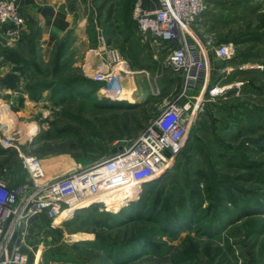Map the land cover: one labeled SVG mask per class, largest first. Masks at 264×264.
<instances>
[{
	"label": "rangeland",
	"instance_id": "374dc122",
	"mask_svg": "<svg viewBox=\"0 0 264 264\" xmlns=\"http://www.w3.org/2000/svg\"><path fill=\"white\" fill-rule=\"evenodd\" d=\"M67 1L79 20L48 48L25 12L14 40L0 25V109L13 144L0 143V182L29 184L23 155L55 178L115 156L173 101L197 109L181 155L139 193L108 198L110 211L67 208L19 231L30 263L264 264V0L208 1L195 34L235 53L210 51L206 87L185 92L166 50L140 36L139 0ZM111 51L135 68L122 82L131 98L97 95L104 82L94 75L107 69L87 59Z\"/></svg>",
	"mask_w": 264,
	"mask_h": 264
},
{
	"label": "built area",
	"instance_id": "2783aa9c",
	"mask_svg": "<svg viewBox=\"0 0 264 264\" xmlns=\"http://www.w3.org/2000/svg\"><path fill=\"white\" fill-rule=\"evenodd\" d=\"M208 1L159 0L156 8L148 9L143 0H139L133 7L132 18L140 36L166 50L165 65L183 76L184 92L201 84L206 87L210 51L214 50L222 59H229L235 53L233 45L203 41L195 34L193 24L203 15ZM22 21L17 0H0V25L5 27L6 36L13 40L19 37ZM104 62L107 72L94 75L96 81L104 82L97 95L118 99L123 79L135 72L115 51H111ZM217 91L212 88V95ZM196 109L197 106L192 108L190 100L169 103L135 140L122 147L115 156L63 177H46L38 158L23 155L29 184L10 187L0 182V264H31L22 249L18 232L33 219L43 216L56 220L72 203L85 199H98L95 204L110 211L112 208L102 201V197L113 198L115 192L133 181L145 185L164 175L185 147ZM3 113L0 109V143L11 147V138L2 123Z\"/></svg>",
	"mask_w": 264,
	"mask_h": 264
},
{
	"label": "crops",
	"instance_id": "0c3cea01",
	"mask_svg": "<svg viewBox=\"0 0 264 264\" xmlns=\"http://www.w3.org/2000/svg\"><path fill=\"white\" fill-rule=\"evenodd\" d=\"M18 1L21 13L25 12L29 19H39L38 23L40 28L41 43L45 48H48L55 41L59 40V38H61L67 30L75 29L76 23L79 20V16L75 14L72 4L67 0ZM157 6L158 4L154 7L146 8L153 9ZM81 43V41L73 42L74 46L80 45ZM89 55L91 54L89 53L88 56ZM87 61L91 69H95L96 67L107 68L106 64H104L103 66L101 65V62H104V60H100L97 57L89 56V59H87ZM134 72L136 73V71Z\"/></svg>",
	"mask_w": 264,
	"mask_h": 264
},
{
	"label": "bare ground",
	"instance_id": "6f19581e",
	"mask_svg": "<svg viewBox=\"0 0 264 264\" xmlns=\"http://www.w3.org/2000/svg\"><path fill=\"white\" fill-rule=\"evenodd\" d=\"M101 65L103 66L104 64L101 63ZM217 89H220V88H217ZM132 90L133 89H130V88L127 87V85L123 84L122 93L120 94V96L121 97L131 98L132 97ZM69 173H71V172H68V174ZM63 176H65V175L57 176L55 178H59V177H63ZM138 188H139V190H137ZM141 189H142V184L133 181V182L129 183V185L125 186V188L115 192L114 194H117V193L136 194V193H139L141 191ZM102 198H103L102 200L105 201L108 198H110V196L102 197ZM98 201H99L98 199H85V200L76 201V202L72 203L71 205H76V206H80V207H86V206L92 205L93 203L98 202ZM62 215L57 217V219L60 218Z\"/></svg>",
	"mask_w": 264,
	"mask_h": 264
},
{
	"label": "trees",
	"instance_id": "16d2710c",
	"mask_svg": "<svg viewBox=\"0 0 264 264\" xmlns=\"http://www.w3.org/2000/svg\"><path fill=\"white\" fill-rule=\"evenodd\" d=\"M144 185H142V187H143ZM102 201H104V200H102ZM99 202V201H98ZM95 203H97V202H95ZM95 203H93V204H95ZM90 206H92V205H89V206H86V207H80V206H76V205H70L69 207H68V209L71 211V212H73L74 213V211L75 210H78V209H84V208H87V207H90ZM73 213H71V214H73Z\"/></svg>",
	"mask_w": 264,
	"mask_h": 264
}]
</instances>
